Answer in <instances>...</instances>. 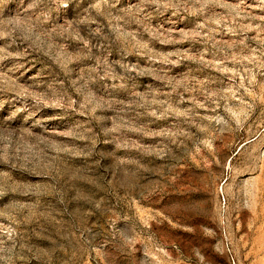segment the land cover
<instances>
[{"label":"rangeland","instance_id":"rangeland-1","mask_svg":"<svg viewBox=\"0 0 264 264\" xmlns=\"http://www.w3.org/2000/svg\"><path fill=\"white\" fill-rule=\"evenodd\" d=\"M0 264H264V0H0Z\"/></svg>","mask_w":264,"mask_h":264}]
</instances>
